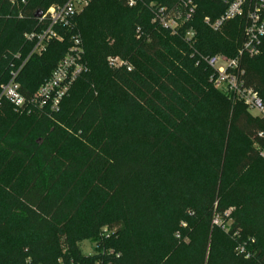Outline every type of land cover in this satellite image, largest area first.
I'll list each match as a JSON object with an SVG mask.
<instances>
[{"label":"trees","instance_id":"1","mask_svg":"<svg viewBox=\"0 0 264 264\" xmlns=\"http://www.w3.org/2000/svg\"><path fill=\"white\" fill-rule=\"evenodd\" d=\"M66 1L0 0V95L35 46L26 35L41 30L36 14ZM93 1L86 10L101 12L93 31L85 10L18 78L27 97L36 93L79 35L88 70L60 110H17L0 100V264H264V178L246 183L264 162L256 148H264V119L221 92L216 120L197 117L198 78L213 86L203 59L235 58L245 41L244 17L219 32L204 19L220 18L235 0H198L177 35L153 24L145 5ZM188 29L196 32L192 44ZM193 47L202 61L191 58ZM109 57L132 70L111 68ZM242 66L264 102V39L261 54ZM235 133L248 146L232 169ZM230 209L233 225L223 234L217 220L225 224ZM85 240L97 242L88 256Z\"/></svg>","mask_w":264,"mask_h":264},{"label":"built area","instance_id":"2","mask_svg":"<svg viewBox=\"0 0 264 264\" xmlns=\"http://www.w3.org/2000/svg\"><path fill=\"white\" fill-rule=\"evenodd\" d=\"M92 0H67L62 5L49 8L39 19L41 30L29 33L26 39L35 46L22 66L11 74L8 83L1 87L0 100L5 99L17 110L36 109L57 113L64 98L69 94L75 82L87 72L85 50L79 35L72 37V45L66 56L58 63L51 76L39 87L33 95L27 97L22 92L18 81L19 75L33 55L44 54L52 41L62 42L63 30H73L75 17L87 8ZM147 0H127L129 8L145 5L153 15L152 23L158 25L173 35H177L193 20L198 9V0H182L174 7H161L156 3L146 4ZM244 17L246 19L245 41L235 58L226 55L205 57L203 62L211 70L210 82L222 94L233 102L242 104L247 111L257 118L264 119V102L259 94L246 85L245 69L242 62L245 58H255L261 54L264 39V0H235L228 5L225 13L218 19L210 17L204 23L214 32H219L223 26L232 20ZM185 39L189 44L196 40L194 29H188ZM115 68L127 66L120 58L110 59ZM260 137L264 138L261 133ZM259 155L264 158V148L256 147Z\"/></svg>","mask_w":264,"mask_h":264},{"label":"rangeland","instance_id":"3","mask_svg":"<svg viewBox=\"0 0 264 264\" xmlns=\"http://www.w3.org/2000/svg\"><path fill=\"white\" fill-rule=\"evenodd\" d=\"M93 1V0H92ZM94 2V1H93ZM95 4V2L91 5L93 6ZM89 7V6H88ZM87 7V8H88ZM85 8L81 13H79L76 17H75V21H74V25H77L76 21L77 18L87 9ZM207 12V10L205 11ZM100 11L97 10H90V8L88 10L85 11L84 13V18H83V23L86 25V29H88V32H92V24L94 19H99L101 14ZM172 34V33H171ZM173 35V34H172ZM192 51V55L191 58H193L195 56V54L198 56V60L199 62L202 61L203 56L199 55L197 53V51L194 50V47L191 48ZM190 53V52H189ZM188 53V54H189ZM218 55H224V54H218ZM112 57L108 58V61H110ZM188 60L190 62V54L188 55ZM198 62V63H199ZM197 63V65H198ZM111 68H115L114 66H112L110 64ZM198 80H200V82L202 83V85H204L202 88H196V90L198 92H200L199 94L203 96L204 99V104L202 106H200V108L197 111V117L200 118L201 120H203L202 123H208L211 121H215L216 117L218 116V109H220L221 107V103L222 100L220 99V97L218 95H221V93L214 87L207 83V81L205 80V78L203 76H200V78H198ZM228 99V98H227ZM221 100V101H220ZM20 115H31L30 111H23L20 112ZM251 116L255 117L254 115L250 114ZM257 118V117H255ZM214 132H219L218 129V125L214 127ZM19 135V134H17ZM232 149H231V153H230V161L232 164V169L233 166L235 165V163L241 158L244 149L248 146V142L246 140L245 137H243L242 135L235 133L233 135L232 138ZM231 176H233L232 171H230L229 173ZM234 177V176H233ZM261 178H264V162L263 161H259L249 172L247 175V182L248 183V187L249 188H253L259 181ZM253 191V189H252ZM232 209H230L229 211H227L226 215H227V221L225 224H221V222L219 223V221L217 220V225L221 231H223V234H228L231 230V227L233 225V220H231L229 218V216L232 213ZM250 244L254 245L255 244V239H251ZM97 245V242H94L92 240H85L82 244H81V250L83 255L88 256L90 254H92L94 252V247ZM67 252V251H65Z\"/></svg>","mask_w":264,"mask_h":264},{"label":"water","instance_id":"4","mask_svg":"<svg viewBox=\"0 0 264 264\" xmlns=\"http://www.w3.org/2000/svg\"><path fill=\"white\" fill-rule=\"evenodd\" d=\"M43 15V12L42 11H39L37 14H36V18L37 19H40Z\"/></svg>","mask_w":264,"mask_h":264}]
</instances>
